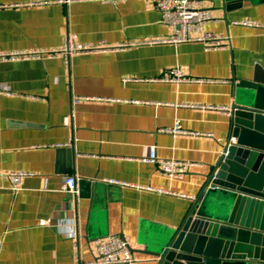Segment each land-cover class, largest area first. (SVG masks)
<instances>
[{"label":"crops","instance_id":"0c3cea01","mask_svg":"<svg viewBox=\"0 0 264 264\" xmlns=\"http://www.w3.org/2000/svg\"><path fill=\"white\" fill-rule=\"evenodd\" d=\"M156 1L0 0V54L59 51L70 34L106 48L68 64L61 53L0 59V172L28 173L16 192L0 178V264H74L69 220L81 260L121 235L137 264H152L206 189L232 129L217 107L233 109L236 81L256 67L264 76V0H202L219 50L150 43L172 34ZM175 68L197 81L156 80ZM176 123L188 133L167 131ZM151 146L160 161L195 165L171 178L147 161ZM70 176L75 197L63 191Z\"/></svg>","mask_w":264,"mask_h":264},{"label":"water","instance_id":"95a60500","mask_svg":"<svg viewBox=\"0 0 264 264\" xmlns=\"http://www.w3.org/2000/svg\"><path fill=\"white\" fill-rule=\"evenodd\" d=\"M259 69L235 83L230 139L236 143L229 139L206 189L169 244L153 253L152 264H264V76ZM81 186L89 195V183Z\"/></svg>","mask_w":264,"mask_h":264},{"label":"built area","instance_id":"2783aa9c","mask_svg":"<svg viewBox=\"0 0 264 264\" xmlns=\"http://www.w3.org/2000/svg\"><path fill=\"white\" fill-rule=\"evenodd\" d=\"M156 5L161 13V22L166 26L172 28V34L169 37L160 40L149 41L150 43H174L179 44L183 42H201L206 50H219L226 48L223 36H215L214 34L205 31V25L214 20L213 14L209 9L202 6V0H157ZM240 24L248 26H258L257 23L244 20ZM140 42H130L123 44L125 46L137 45ZM104 46H89L77 44L74 41L72 34L65 39L64 47L59 51H28V52H12L0 54V59H15L20 57H36L41 54L55 55L61 53L67 64L72 56L81 52L105 50ZM156 80L168 83H182L197 81L190 78L179 70L178 68L164 72ZM217 109L230 114L231 108L217 107ZM175 134H186L188 131L184 130L179 123L173 128L167 130ZM236 138L231 137L230 144H235ZM225 151H222L224 154ZM147 161L152 163H159L162 172L171 177H182L192 166L193 162L179 161V160H158L156 147L149 148V156ZM27 172L12 171L8 173L0 172V178L6 179L10 183V188L13 191L21 189L23 178ZM110 183H116L113 180H107ZM63 191L73 195H78L77 180L70 176L66 178L63 186ZM46 224V221L42 222ZM69 237L74 240L75 263L74 264H137L138 260L133 253L131 244L121 235H110L106 238L99 239L96 242L97 255L92 261H83L78 255L79 250V234L73 220H69V228L66 232Z\"/></svg>","mask_w":264,"mask_h":264}]
</instances>
